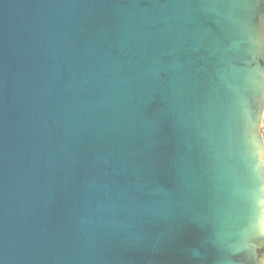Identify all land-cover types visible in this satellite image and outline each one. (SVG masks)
<instances>
[{"label":"water","instance_id":"water-1","mask_svg":"<svg viewBox=\"0 0 264 264\" xmlns=\"http://www.w3.org/2000/svg\"><path fill=\"white\" fill-rule=\"evenodd\" d=\"M262 109L264 0H0V264H264Z\"/></svg>","mask_w":264,"mask_h":264},{"label":"rangeland","instance_id":"rangeland-1","mask_svg":"<svg viewBox=\"0 0 264 264\" xmlns=\"http://www.w3.org/2000/svg\"><path fill=\"white\" fill-rule=\"evenodd\" d=\"M264 109H262L261 111V122L259 123V126H257V130L259 128V133H260V136L262 137V135L264 134V128H262V126L264 127ZM262 141H263V137H262Z\"/></svg>","mask_w":264,"mask_h":264},{"label":"bare ground","instance_id":"bare-ground-1","mask_svg":"<svg viewBox=\"0 0 264 264\" xmlns=\"http://www.w3.org/2000/svg\"><path fill=\"white\" fill-rule=\"evenodd\" d=\"M264 114V113H263ZM262 116V115H261ZM257 126H259V124L257 125ZM256 126V127H257ZM257 131H259V128H258V130ZM258 134H259V136H260V133L258 132ZM260 138H261V140H262V137L260 136ZM260 250V249H259ZM260 252V251H259Z\"/></svg>","mask_w":264,"mask_h":264},{"label":"flooded vegetation","instance_id":"flooded-vegetation-1","mask_svg":"<svg viewBox=\"0 0 264 264\" xmlns=\"http://www.w3.org/2000/svg\"><path fill=\"white\" fill-rule=\"evenodd\" d=\"M260 252H261V253H263V252H264V250H263V249H261V250H260Z\"/></svg>","mask_w":264,"mask_h":264}]
</instances>
